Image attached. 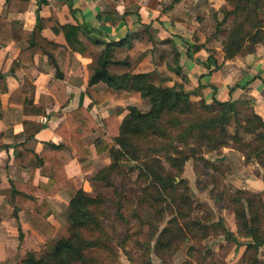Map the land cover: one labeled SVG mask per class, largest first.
I'll list each match as a JSON object with an SVG mask.
<instances>
[{"label": "trees", "instance_id": "trees-1", "mask_svg": "<svg viewBox=\"0 0 264 264\" xmlns=\"http://www.w3.org/2000/svg\"><path fill=\"white\" fill-rule=\"evenodd\" d=\"M5 2L9 13H24L29 8L28 0H5ZM40 3L47 4V1L40 0ZM230 3L233 11L226 16H233L231 26L222 42V47L208 58L214 70L220 69L226 61L255 54L257 47L264 43V0H230ZM49 27L54 31H62L72 51L80 50L79 53L86 54L83 49L76 46L79 44L76 40L78 27L60 25L53 12L49 18H40L37 15L36 25L30 35L29 47L22 50L12 63V72L19 68L20 64L33 63L32 57L36 47L40 48L51 62L56 63L59 48L41 36L43 29ZM191 31L193 33L191 51L200 52L205 47L204 37L197 29ZM23 38L22 30L14 28L0 17L1 47L18 43ZM93 45L97 48L100 44L94 42ZM112 46L118 47L119 44H108L102 50L92 67L89 85L102 82L114 90L122 89L123 92H128L129 98L147 99L150 107L145 112L130 107L127 117L122 122H119L114 115L105 119L102 127L107 139L97 141L92 148L85 145L82 138L86 134L94 133L100 126L83 107L67 114L66 124L57 132L61 137V143L54 146L51 151L37 155L19 146L20 152L15 157L14 164L29 169L30 179L25 184L10 182L12 205L18 210H32L30 226L43 241H51L56 232L47 221L51 211L46 198L59 191L70 197L68 208L63 214L68 225L69 237L58 239L50 252L46 249L40 254L27 253L20 264H73L74 262L90 264L92 258L87 254L88 249L109 250L100 239L86 240L82 236L84 230L101 231L103 235L102 225L95 214L103 199L99 195L86 194L81 189L78 178L68 179L65 173L66 165L71 159L82 164L94 156L108 154L110 164L99 170L91 181L95 186L97 184L113 186L114 178L124 175L123 167H127L132 162H142L143 158L146 159V156L153 152L158 153L156 143L167 139L177 141L180 144L179 150L171 144L160 145L159 149L163 151L164 157L155 158L152 166H144L143 162L141 166H136L138 174L135 178L144 173L151 176V183L158 184L170 195L169 209L174 205L177 206V203L192 204L193 200L188 196L189 184L181 176L186 162L198 163L202 171L195 186L199 192H207V197L217 212L216 215L203 212L199 219H193L191 214L195 208L191 206L184 214L171 212L170 219L160 232L153 228L152 234L156 236L158 232L154 253L159 258L160 264H168L165 258L171 259L181 243L189 241L192 244L188 248V253L199 255L198 258L194 257L196 264H214L213 253L208 246L202 244L204 241L222 237L227 243H236L234 234L225 228L223 219L218 217L223 210L233 216L238 237L252 240V243L246 246L240 264H264L263 199L259 194L228 186L225 181L231 173L230 167L205 158L207 154H218L223 148L233 149L240 153L245 164L255 162L262 171V173L258 172V175L264 180V119L254 113L252 108L251 113L241 119L237 105L233 102H219L216 99L211 103H206L203 99L193 102L191 95L181 88L158 87L150 82L147 74H135V67H130L129 72L122 76L111 75L108 68L112 64L109 59ZM65 81L67 75L57 72L51 92L56 93L60 86H64ZM7 92L5 75L0 74V97ZM29 93L28 88L14 91L10 96V103L20 106L24 115H44L43 102L46 97L41 96L38 104L33 105L29 102ZM114 97L127 98L121 94ZM198 108L200 114L196 113ZM2 117L0 98V120ZM22 124L26 139L35 137L44 128V125L28 120L23 121ZM178 131L180 133L176 138H172V133ZM141 142L148 145L146 151L141 150ZM4 147L3 135L0 134V149ZM182 148L184 149L181 150ZM43 165L51 167L54 175L46 183L35 185V172ZM181 190L183 193L178 195ZM36 197L42 198V202L38 204L35 201ZM164 201L162 199L158 202ZM202 208L203 206L200 209ZM157 215L160 216L158 218L160 224L163 222L162 213ZM140 231L141 229L138 233ZM19 238L22 239L21 234ZM196 242L199 248L195 246ZM1 264H8V261H2Z\"/></svg>", "mask_w": 264, "mask_h": 264}, {"label": "crops", "instance_id": "crops-1", "mask_svg": "<svg viewBox=\"0 0 264 264\" xmlns=\"http://www.w3.org/2000/svg\"><path fill=\"white\" fill-rule=\"evenodd\" d=\"M28 1L26 12L9 13L5 0H0V17L24 32V38L18 43L0 46V74L5 75L8 91L0 97L3 109L0 134L5 145L0 149V264L2 261L20 264L27 253L44 252L68 226L63 214L70 197L62 191L46 198L51 211L47 221L56 230L49 242L43 241L31 228L32 210H18L12 205L10 182L25 184L30 179L29 169L14 164L19 146L37 155L51 151L61 143L57 132L66 124L67 114L83 107L100 126L82 138L83 143L92 148L97 141L107 139L102 127L105 119L114 115L122 122L130 107L142 112L150 107L147 99L129 98L128 92L122 89L114 90L102 82L89 85L92 67L106 45L119 44L110 49L112 64L108 71L111 75L122 76L130 67H135V74H147L150 82L158 87L181 88L191 95L193 102L203 99L211 103L216 99L236 103L237 108L249 105L264 119V43L255 54L226 61L218 70L208 62V58L220 48L207 40L201 19L204 12L219 6L223 0H46L47 4L40 3V0ZM52 12L60 25L79 28L76 39L79 44L76 46L86 54L82 55L80 50L72 51L62 31L49 27L43 29L41 36L59 48L56 63L36 47L33 63L20 64L12 72V63L22 50L29 47L37 15L49 18ZM191 29L199 30L204 37L205 47L197 53L191 51ZM94 42L100 45L96 48ZM57 72L67 75V81L52 93ZM26 88L30 90L28 99L33 105L38 104L41 96L46 97L44 115H24L20 106L10 103L14 91ZM120 94L127 98L115 99L114 96ZM25 120L44 125V128L35 137L26 139L22 124ZM224 151L227 155L216 156L211 161L230 166L231 174L226 178V184L233 189L259 194L264 202V180L255 171H261L258 165L255 162L245 164L241 155L237 165L233 162L235 155L232 153L235 151ZM109 164L108 154L94 156L82 164L71 159L65 167L66 177L78 178L81 189L92 196L95 186L92 177ZM53 175L54 170L43 165L35 172L34 184L46 183ZM206 199L209 201L208 197ZM42 200L35 198L38 204ZM218 217L234 234L236 243L218 238L219 242L211 248L216 264H240L246 246L252 240L238 237L233 216L228 211H221Z\"/></svg>", "mask_w": 264, "mask_h": 264}, {"label": "rangeland", "instance_id": "rangeland-1", "mask_svg": "<svg viewBox=\"0 0 264 264\" xmlns=\"http://www.w3.org/2000/svg\"><path fill=\"white\" fill-rule=\"evenodd\" d=\"M232 11L233 6L230 0H223L219 6L214 9L210 8L208 12H204L203 18L201 19L202 22L204 21V35L207 37V40L211 41L214 47H222V42L226 38L228 29L233 20V16H226V14ZM237 110L241 119H244L251 113V107L249 105L239 107ZM196 113L200 114L199 108ZM178 133H180V131L173 132L171 135L173 136L172 138H176ZM156 144L158 153L153 152L149 154V156H146V159L143 158L142 162L144 166H152L154 160H156L155 158L162 159L164 157L163 151L159 149L160 145L164 146L171 144L177 149L180 147L177 141L170 139L162 140ZM140 146L142 151L147 150L148 145L146 143L141 142ZM183 149L184 148L181 150ZM224 149L228 148L221 149L218 154H207L205 158L211 160L217 158L216 156H221L223 154L227 155ZM232 154L235 155L233 162L238 165L240 153L235 151ZM143 156L145 155H142V157ZM142 162H132L129 163L127 167H123L122 170L124 175L114 178L113 186H106L105 184H97L94 186L92 196L99 195L103 199L97 211H94L102 225L101 230L103 235H101V231L94 232L84 230L82 236L86 240L100 239V242L105 244L109 250L88 249L87 254L92 258L90 264H160L159 258L154 253V246L158 232L166 226L168 219H170L171 212H181L184 214V212H187L192 206L195 208V211L191 214L193 219H199L203 212L212 213V215L217 212L212 202L206 199L207 192L201 193L195 186V182L200 177L202 171L198 163L192 161L186 162L181 176V178L186 179L189 184L188 196L193 200V203H190L191 205L189 203L184 205L177 203V206L174 205L169 209L168 198H170V195H168L165 190L161 189L158 184H152L151 176L144 173V175L135 178V175L138 174L136 166H141ZM130 166H132V168H129ZM255 171L256 173H262V171H258V169ZM182 193L183 191L181 190L178 195ZM162 199L165 201L158 202ZM201 206H203L202 209H200ZM158 213H162L163 217V222L160 224H158V218L160 217H158ZM153 228L158 230L156 236L152 234ZM67 229L68 226L65 230L61 231L60 235L48 246L47 249H49V252L58 239L69 237ZM140 229L141 231L138 233ZM219 240L218 238H210L202 244L208 246L211 250L213 245L215 246V243H217V241L219 242ZM191 244L192 242L190 241L181 243L179 249L171 259L165 258L168 264H196L194 259L198 258L199 255L188 253V248ZM195 246L199 248L197 242ZM212 262L216 264L213 256ZM73 264L79 263L74 262Z\"/></svg>", "mask_w": 264, "mask_h": 264}]
</instances>
